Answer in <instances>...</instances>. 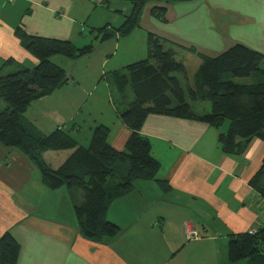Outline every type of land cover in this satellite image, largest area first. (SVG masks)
<instances>
[{
	"label": "crops",
	"instance_id": "1",
	"mask_svg": "<svg viewBox=\"0 0 264 264\" xmlns=\"http://www.w3.org/2000/svg\"><path fill=\"white\" fill-rule=\"evenodd\" d=\"M157 4L165 7L163 19L152 11ZM91 13L88 0H0V75L38 63L18 28L75 43L84 33L79 24L89 22ZM150 32L175 51L176 59L182 56L185 65L195 58L196 72L203 57H215L236 44L264 54V0L149 3L132 33L116 35L118 50L110 56L123 54V63L136 60L131 49L140 46L138 54H144ZM135 36L141 41L137 46L132 44ZM78 83L72 75L68 83L33 101L25 119L42 134L67 129L84 146L81 135L86 133L90 143L94 128L104 124L110 127L108 142L124 150L132 130L121 118L123 110L114 109L109 122L93 117L86 129L83 116L85 111L92 116L93 106L87 107L91 95ZM204 106L202 112L211 110ZM226 129L227 124L215 127L198 119L149 114L140 132L161 163L158 177L170 187L138 180L131 192L109 205L108 218L121 230L103 240L81 232L74 205L83 201L82 191L49 189L26 154L0 142V237L8 231L18 241L17 264H250L231 263L228 244L233 234L264 227V197L256 187L259 181L264 184V139L254 138L242 155L229 154L219 142ZM72 151L48 150L43 156L58 168ZM187 226L199 239L187 238Z\"/></svg>",
	"mask_w": 264,
	"mask_h": 264
},
{
	"label": "trees",
	"instance_id": "2",
	"mask_svg": "<svg viewBox=\"0 0 264 264\" xmlns=\"http://www.w3.org/2000/svg\"><path fill=\"white\" fill-rule=\"evenodd\" d=\"M149 1L131 0L132 11L119 27L112 31L107 26L98 29L100 40L132 33L139 26L143 7ZM164 10L165 7L160 6L152 9L160 19L164 17ZM17 34L38 63L0 75V142L26 154L49 189L65 186L82 190L83 201L74 205V214L81 232L88 238L103 240L120 232L121 227L108 218L109 205L131 192L136 181L153 180L165 189L170 187L166 179L158 177L161 163L151 153L149 138L140 132L149 114L198 119L215 127L227 124V129L219 135V142L229 154L242 155L254 138L264 139L263 53L236 44L215 57H203L194 84L185 88L182 80H189L186 65L176 59L173 49L165 47L163 39L151 32L147 57L111 73L123 99L129 84L135 93V100L121 112L123 122L132 130L124 150L108 142L110 127L104 124L94 128L87 146L79 145L64 128L42 134L25 119L26 110L33 101L72 79L51 57L58 54L70 59L80 58L92 53L94 45L79 47L69 39L30 35L21 28L17 29ZM252 76L256 77V82L234 80ZM198 101H209L211 110L195 111L192 103ZM62 149L73 151L62 165L53 168L43 153ZM256 187L264 197L262 181ZM19 250L18 241L10 232H5L0 237V264H17ZM228 259L231 263L247 260L250 264H264V227L254 234L247 231L231 235Z\"/></svg>",
	"mask_w": 264,
	"mask_h": 264
},
{
	"label": "rangeland",
	"instance_id": "3",
	"mask_svg": "<svg viewBox=\"0 0 264 264\" xmlns=\"http://www.w3.org/2000/svg\"><path fill=\"white\" fill-rule=\"evenodd\" d=\"M88 1L90 2L92 10L90 20L89 22L83 21L81 25L79 24V28H83L84 33L77 35V40L75 43L80 47L92 43L94 45L92 53L76 59H70L58 54L51 57V60L54 63L63 66L69 72L71 77L73 75L76 80L79 81L77 84L78 87L86 88L87 93L91 95L89 97L87 107L93 106L89 109L92 112V116L88 115L87 111H85L83 116V120L85 122L84 126L86 129L89 123L92 122L93 117H97L99 120H105L104 122H109V120L115 116L116 111L114 109L118 108L120 110H124L132 101L135 100V93L130 84L127 86L126 98L123 99L120 96L112 80L111 73L114 70L123 69L129 63L146 58L148 54V47L145 48L144 54H138L141 53V47L137 46V44H141V41L135 36L132 44L137 47L136 49L132 48L130 53L134 55L137 54V59L134 61H129V63H123V54H119L114 58L110 56L111 52L118 50V35H115L114 38L110 37L106 40H100L99 38L100 33L98 29L100 27L107 26V28L112 31L125 21L126 16L132 11L133 5L131 0H109V2H104L103 0L101 3H99L97 0ZM158 1L159 0H151L146 3L143 7L142 13L145 10L147 4ZM157 6H160V4H157ZM93 24H96L95 27H93ZM181 59L182 56L178 55L177 60L180 61ZM194 59H190L186 64L189 71V80H182L183 86L185 88H187L189 84H194L195 73L199 63ZM234 80L237 82L251 83L256 82L257 79L256 77L252 76L245 78L236 77ZM83 94L85 93L83 92ZM204 105H208L207 110L211 109V103L209 101H199L192 103L194 110L200 112L204 111ZM5 106L6 105L3 104L4 108ZM81 136L82 142L87 146L89 142L86 140V133ZM137 182L138 181H136V184Z\"/></svg>",
	"mask_w": 264,
	"mask_h": 264
},
{
	"label": "built area",
	"instance_id": "4",
	"mask_svg": "<svg viewBox=\"0 0 264 264\" xmlns=\"http://www.w3.org/2000/svg\"><path fill=\"white\" fill-rule=\"evenodd\" d=\"M96 1V0H95ZM99 3H101L103 0H97ZM256 232L255 229H250L249 233L254 234ZM186 233H187V238L188 239H199V234L197 233V231H195L193 228L188 227L186 228Z\"/></svg>",
	"mask_w": 264,
	"mask_h": 264
}]
</instances>
